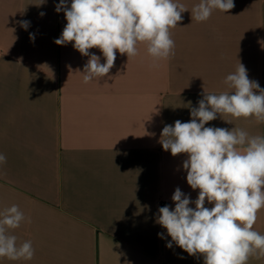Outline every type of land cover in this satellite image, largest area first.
<instances>
[{"label":"crops","instance_id":"obj_1","mask_svg":"<svg viewBox=\"0 0 264 264\" xmlns=\"http://www.w3.org/2000/svg\"><path fill=\"white\" fill-rule=\"evenodd\" d=\"M174 2L187 9L170 29L174 54L155 59L139 42L137 55L117 51L110 72L85 83L89 57L54 42L67 23L59 0H0V212L19 207L26 220L9 234L35 250L0 264H204L167 247L156 223L160 207H175L177 187L193 201L199 191L186 180L187 154L165 151L160 133L188 122L205 92L233 91L225 79L239 62L264 88V0H234L204 22L191 15L201 0ZM205 126L264 136L255 117L218 114ZM254 230L264 235V208Z\"/></svg>","mask_w":264,"mask_h":264},{"label":"clouds","instance_id":"obj_2","mask_svg":"<svg viewBox=\"0 0 264 264\" xmlns=\"http://www.w3.org/2000/svg\"><path fill=\"white\" fill-rule=\"evenodd\" d=\"M234 6V0H201L191 15L204 22L213 10L227 13ZM55 11H63L67 23L54 42L72 43L82 56L89 57L82 73L88 83L110 72L117 51L128 58L137 55L139 42L147 44L155 59L174 54L170 29L183 20L187 9L174 0H71L70 6L67 0H59ZM19 23L25 29L30 24L26 20ZM93 48L102 52L104 63L100 56L90 54ZM225 84L233 91L205 92L198 107L190 108L188 122L176 120L160 133L159 143L165 151L173 156L187 154L183 162L186 180L191 189L199 191L193 201L177 187L172 196L175 207H160L156 223L171 237L167 247L174 242L190 256L202 255L204 264H247L257 252L264 255V235L254 230L257 214L264 208V136L205 125L218 114L264 122V88L249 79L240 62ZM6 162L0 153V164ZM206 201L212 207H206ZM25 220L17 205L0 212V257L33 258L32 242L17 245V237L9 234V229L19 228Z\"/></svg>","mask_w":264,"mask_h":264}]
</instances>
